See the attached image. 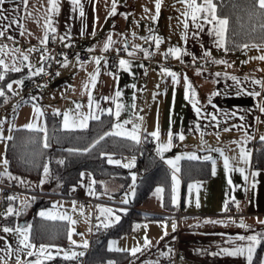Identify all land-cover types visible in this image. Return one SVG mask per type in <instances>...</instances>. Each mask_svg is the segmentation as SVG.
<instances>
[{
	"label": "crops",
	"instance_id": "0c3cea01",
	"mask_svg": "<svg viewBox=\"0 0 264 264\" xmlns=\"http://www.w3.org/2000/svg\"><path fill=\"white\" fill-rule=\"evenodd\" d=\"M58 3L59 12L54 13L52 16L53 26L57 28L58 36H65L67 33L69 36L66 39L76 40L80 49L88 51L89 48H93V51H88L90 60L87 62L79 60L80 63L78 64L76 57H68L67 66L61 67L63 59L58 66L59 75L46 90L39 94H24L16 99L14 92H20L26 82L42 74L29 77L28 65L32 66L31 70L33 72L41 65L45 70L46 61L42 62L40 60L42 53L39 52V49L43 46L40 40L45 32L44 24L47 17L48 0H28L27 11H25L21 0H6L0 6L5 9L4 15L10 19L13 17L19 19V23L23 25V28L17 24H10L5 30V35L0 37V48L3 49L0 52V59H4L9 68L15 62L20 71L13 72L9 70L6 72L16 73L20 77L8 83L22 80L23 86L17 89L16 85L13 84L12 91H8L6 88L7 102L3 97H0V121H3L0 124V132L2 131V135L7 137L16 129L34 131H40L41 128L45 129L44 116L48 113L55 115L53 113L54 108L60 110V114L56 116H59L63 130L74 131L88 128L91 122L98 120L89 119L88 126L85 128L64 129L62 126L63 113L65 110H72L70 115L79 122V119L75 116L76 112L83 114L90 112L88 95L82 89V85L88 81L89 74L99 68L97 82L95 87L92 88L94 101L98 103L93 105L91 111L100 116V119L103 116L110 117V133L115 131L112 128L114 123L122 124L124 129L130 130L132 123L124 124V121L139 123L141 125V138L145 137L153 140L148 134L156 128L157 123L161 132V142H166L169 127H171L173 133H184V140L181 141L178 138L173 140L171 149L164 152L163 160L158 155V160L169 174L165 184L169 191L170 200L168 205L165 206V186L164 182H160L151 189L139 206L135 208L131 206L134 196L129 197L128 204L120 203L124 194L130 190L132 173L135 174V177L137 174L133 171L134 160L133 167L128 168L131 177L129 185L123 186L114 177L96 181L90 173L91 179L95 183L91 184L89 188V172L82 171L85 175L67 193L59 192V188H55L53 191L50 190L49 193L55 195V197L44 198L43 201L46 205L43 207L33 208L32 197L25 194L20 196L14 203L8 202L5 206L6 210L9 203H12L14 208L20 209L22 207L21 201H26L28 207L19 216H9L2 227L5 224L12 228L17 226L26 227L30 225L33 217L64 222L67 229L65 240L58 237L59 241L57 240L58 242L54 243L35 242L32 240L30 233V239L36 245V248L32 249L33 252L37 251L40 244L55 245V247L48 249L53 254L52 258L42 259V264H46L53 259H64V251L71 250L77 253L83 251L86 253L91 237L96 230L114 227L120 222L122 215L130 210H135L146 216L148 215L149 218L134 222L127 232L118 237H110L105 243V249L108 252L125 253L130 256L129 264H145V262H158L160 264L162 259L171 257L175 252L182 255L185 260L199 263L247 264L244 257L213 256L209 253L216 252L218 246L231 247L230 244L226 245L224 243L229 237L258 233L264 228V224L258 222L264 220V168L258 166L254 161L255 150L261 144H264V141L260 139L261 135H264V113H261L258 107L260 102L264 101V92H261L259 97L247 94L253 90L261 91L258 85L251 83V78L264 81V61L253 59V57L264 54V47L258 50L250 45L246 49L241 48L234 52L225 51V48H217L215 46L216 36L214 34L209 35L208 32L212 25L207 23L203 25V30L200 31L199 36L193 37L195 29H191V23L189 22L190 30L187 33V41L181 40V33L184 31L182 22L185 19L182 13L185 11V6L179 0H161L159 14L155 21L150 19L152 15H156L155 0H116V12L113 15H109L113 0H80L84 12L82 17L79 10L73 9L70 0H58ZM28 13L31 15H28ZM201 23L203 22L201 21ZM4 24H9V20L0 21V29L3 28ZM81 30H83V35H81ZM22 31L23 35H21ZM133 33H135V36H133ZM109 34H111L114 43L110 45L109 50L101 52V47ZM149 34L162 37V43H160L158 49L154 41L141 39V37H146ZM51 35L49 33V38H51ZM9 37L12 39H9ZM146 43L149 44L150 52L154 53L151 55L154 61L168 60L170 62L172 65L170 69L178 76L175 85H173L171 77L165 76L160 70L147 69L143 61L145 59L144 53L140 49L133 48L134 45H139L141 48ZM121 46H125L128 52L135 51V55L130 57L126 52L125 57L119 56L117 49ZM170 47H179L186 50L187 55H182L180 59L173 58L171 55L165 58L161 54ZM15 49H19V52ZM205 50L211 53L210 57H202ZM21 54L27 55L28 60L21 62ZM44 55H50V52L46 51ZM94 57L107 59V66L104 65V59L101 60L100 65L95 64L93 62ZM120 58L130 61L129 72L118 68ZM213 59L230 62L231 67L225 64L213 63L211 62ZM242 61L247 62L242 63ZM174 67L178 70L174 71ZM197 69H201L199 74H197ZM216 73H220V75L216 76ZM224 73L237 76L242 84L237 86L234 81L226 78ZM185 76L190 81L191 89L197 93V99L200 101L202 108L207 113L217 115L218 124L211 121L203 113L200 119L196 118L191 101L185 99ZM245 76L250 79L245 80ZM133 84L136 86L135 88L131 87ZM238 87H243L245 91L238 95ZM117 88L122 92L121 97L107 101L102 99L105 96H114ZM82 91L84 94H82ZM213 91L220 93L211 97L212 104L216 105V109L208 103L209 95ZM134 93L135 109L131 107ZM153 93L157 94L155 99H153ZM30 97H35V99H30ZM77 103L82 106L80 109H76ZM116 103H121L124 106L118 117L115 115ZM33 104L40 106L44 113L43 116L37 118L34 115ZM100 109H111V112H101ZM225 112H236L237 115L225 119ZM241 115L244 116L243 121L239 119ZM137 116L142 117L143 120H138ZM5 123L13 125L11 132L5 129ZM28 123L35 124L36 128L29 129L25 127ZM241 124L243 125L242 129L232 127ZM197 125H199L200 131L195 130ZM224 128H228L229 131H223ZM201 132L203 133V143ZM216 132H219V138H217ZM245 132L250 137L246 143L243 141ZM112 136L131 141L124 137ZM234 141L240 142V145L238 146ZM5 147L6 140L0 139V172L5 170L3 164ZM240 147L250 153V160L246 164L239 163ZM209 148L222 149L224 155L229 157L230 160L235 156L236 160H231V164L234 167L245 168V175L248 177L247 182L238 171L234 170V167L228 173H225L223 159L217 151H211L210 155L212 160L216 162L214 175L212 161L182 158L178 162L180 171L177 176L180 184L177 190V204L173 205L171 203L172 170L165 163V160L174 159L177 155L185 153H194L200 157L202 153L210 152ZM120 161L123 165L133 161V157L121 158ZM252 171L257 172L255 177L251 176ZM11 175L18 179L10 180L7 176H0V185L23 191H45L44 188H37L35 182L27 178L15 174ZM184 175L190 178L184 180ZM21 180L24 183H20ZM229 180H231V184H229ZM253 181H255V186H253ZM189 184L193 185L192 189H189ZM158 186L164 189L159 196L155 194V189ZM90 191H95L96 195H90ZM233 197L236 201H239V208L233 202ZM79 198H92L101 201L98 205L112 208L120 216L119 221L107 228L98 226L97 216L99 212L97 207L95 212L92 204L83 208L78 200ZM197 200L199 201V207L196 206ZM226 200L227 207L225 206ZM73 202H75V209ZM225 207L226 210L222 211ZM122 208H126L127 212L119 211ZM81 209H83L82 212ZM41 211L51 212L56 216L67 215L75 223H70L69 220L41 217L39 215ZM178 214L180 217L177 220L174 216ZM228 217H232V220L237 222L243 218V222L249 226L248 229L245 230L239 227L238 223L227 221ZM205 219L225 220L227 222L223 225L211 224L204 223ZM173 221L176 223L175 231L172 227ZM197 223L200 226L194 227ZM70 228L74 230L72 240L77 242L75 245L70 244L68 239ZM145 235L150 241V246L147 248L141 247L140 252L134 255L130 254L128 250L143 245ZM0 237H2L0 239V258L6 264H16L17 256L20 257L21 264H27V262L37 259L36 255L28 256L25 251L19 253L15 251L19 245L13 233H4L0 230ZM84 240L88 241L86 249L82 247ZM5 241L12 249L9 255H6L4 251ZM110 241L114 242L112 250H109L108 247ZM115 249H121V251ZM169 249H171V252L168 256H161V253L169 252ZM257 249L258 245L253 254V259ZM261 260H264V249L259 257L260 264Z\"/></svg>",
	"mask_w": 264,
	"mask_h": 264
},
{
	"label": "snow or ice",
	"instance_id": "6c2138e0",
	"mask_svg": "<svg viewBox=\"0 0 264 264\" xmlns=\"http://www.w3.org/2000/svg\"><path fill=\"white\" fill-rule=\"evenodd\" d=\"M6 2V0H0V6H2L4 3ZM71 5L73 6L74 10H79L80 16L82 17L84 15L83 12V7L80 3V0H70ZM179 2H181L184 6H185V11L182 13V15L185 17L183 23V29L184 31L181 33V40L183 41H187V33L190 30L189 27V22L191 23V29H195V31H193V37L199 36L200 31L203 30V25L205 23L212 25V27H210L208 29L209 35H215L216 36V41H215V46L217 48H225V51H227V48L225 47V34L227 32L228 29V25H229V20L227 17H221L220 15H218L217 13V5L213 2V0H179ZM21 3L24 5L25 7V11H27V5H28V0H21ZM160 6H161V0H155V8H156V15H152L150 17V19L152 21H155L157 19V16L159 14V10H160ZM145 11H147V9H145ZM5 9H3V7H0V21L3 20H9V24H4L3 28L0 29V37H3L5 35V30L9 27L10 24H17L19 27L23 28V25H21L19 23V19L13 17V18H9L6 17L4 15ZM47 12V17H46V21L44 24V36L43 38L40 40V43L42 45L45 46V51H47V41L49 39V33H51V39L53 41H56L57 39H59L61 42H63L68 36L69 34L66 33L65 36H58L57 34V28L53 26V20H52V16L54 13H58L59 12V3L58 0H48V6L46 9ZM116 12V0H113L112 3V9L109 12V15H113ZM28 15H31L30 13H28ZM250 15H255L259 20H260V25L259 27L261 28L262 31H264V0H252V11L250 13ZM201 21L203 23H201ZM253 30H255V25L253 26ZM95 33L93 32V35ZM21 35H23V31L21 32ZM81 35H83V30H81ZM133 36H135V33H133ZM9 39H12L11 37H9ZM141 39H145L146 41H154L157 49L159 48L160 43H162V37L160 36H153L152 34H149L146 37H141ZM114 43V41H112L111 39V34H109V36L106 38L105 42L103 43V46L101 47V52H105L107 50H109L110 45H112ZM68 44H64V47H68ZM254 47H256L258 50L262 47H264V41L261 42V44L253 45ZM240 47L246 49L248 47L247 44L241 45ZM134 49H140V51H142L144 53V57L145 58H149L151 55H153V52H149L148 49H143L140 48L139 45H134L133 46ZM35 50V49H32ZM128 55L134 56L135 55V51L132 52H128V49L125 48L124 49ZM3 49L0 48V52H2ZM15 51L19 52V49H15ZM89 52L93 51V48H89L88 49ZM119 51V50H117ZM63 55V53H62ZM161 55H163L165 58H167L169 55H171L173 58L176 59H180L182 55H187L186 50H182L179 47H170L166 52L162 53ZM211 53L207 50L203 51L202 53V57H210ZM15 60V57L13 58ZM21 62L23 61H27L28 60V56L21 54L20 56ZM49 59V55H44L42 54L40 57V60L42 62L47 61ZM77 63L79 64V56H77ZM104 59L103 57H94L93 58V62L97 65H100L101 60ZM195 59V58H194ZM253 59H258L261 61H264V54L258 56V57H253ZM211 62L216 63V64H227V61L224 60H217V59H213ZM247 61H242V63H246ZM68 64V60H67V56L65 55V59L64 61L61 63V67H66ZM104 65L105 67L107 66V59H104ZM229 67H231V65H227ZM29 72H28V76L31 77L33 75H37V74H41L44 73V68L41 65L40 67L36 68L35 72H33L31 70L32 66L29 64ZM130 61L120 58L118 60V68L122 69L125 72H129L130 71ZM20 71L19 67L16 66L15 62H13V64L11 65V68H9V65L5 62L4 59H0V81L5 79V72L6 71ZM197 74L200 73L201 69H197ZM160 72L162 74H164L165 76H170L173 85H175L177 83L178 80V76L177 73L173 72L170 68L167 67H161L160 68ZM109 75H113L112 73H108ZM56 75H59V72L56 73ZM99 75V68H96L94 70L93 73L89 74L88 77V81L85 82L82 85V89L84 91H86L87 95H88V104H89V108H90V112L88 114H83L80 112H76L75 116L79 119V122H77L76 119L73 118L72 115H70V113L72 112V110H65L63 113V128L64 129H72V128H85L88 126V120L89 119H94V120H99L100 116L95 115L91 109L93 107V105L95 103L94 98H93V93H92V88L95 87V84L97 82V78ZM216 76H219L220 73H216ZM224 76L228 79H231L232 81L235 82V84L237 86H240L242 84V81L240 80V78H238L235 75H229L228 73H224ZM245 80L250 79L249 77L245 76L244 78ZM251 83L253 85H258L261 89V91H255L253 90L250 93H247L248 95H251L253 97H259L261 96V92H264V81L262 80H257L254 78H251ZM13 84L16 85L17 89L21 88L23 86V81L22 80H15L12 81L10 83H7L5 85V87L7 88L8 91H12L13 90ZM184 85H185V99L190 100L191 104H192V109L193 112L196 115L197 119H200L202 116V113L204 115H206L207 117L210 118L211 121L217 122V124L219 123L217 120V115L213 114V113H207L202 106L200 105V101L197 99V93L195 92V90L191 89V85H190V81L188 80L187 76L184 77ZM40 87H46L47 85H39ZM132 88H135L136 86L133 84L131 85ZM157 87H159V85H157ZM245 91V89L243 87H238V91L237 94L239 95L241 92ZM14 95L18 94V93H13ZM82 94H84V92L82 91ZM220 93L213 91L210 93L209 95V99H208V103L212 104V100L211 97L216 96ZM122 92L117 88V90L114 93V96L112 97H102V99L104 100H116V98L121 97ZM156 93H153V99H155L156 97ZM0 97H3L5 102H7V95L4 91L3 88H0ZM30 99H35V97H30ZM82 106L77 103L76 104V109H80ZM124 106L121 103H116V112L115 115L118 117L120 114V110L123 108ZM131 107L133 109H135V93L133 94V103L131 105ZM212 107L214 109H216V105L212 104ZM259 107V111L261 113H264V101H261L260 104L258 105ZM101 112L104 111H108L111 112V109H100ZM217 111H219L217 109ZM33 113L34 115L39 118L41 116H43V111L41 110L40 106L33 104ZM53 113L55 115H59L60 114V110L54 108L53 109ZM237 115L236 112H232V113H228L225 112L224 113V117L225 119L231 117H235ZM137 119L142 121L143 118L137 116ZM239 119L241 121L244 120V116H240ZM3 121H0V124H2ZM124 124L127 123H132V127L130 130L124 129L122 124L119 123H114L112 125V128L115 131L110 132H105L103 134V136L99 137V139H103L105 136L108 135H116V136H120V137H124L127 138L137 144H139L141 142V125L139 123H133L131 121H124ZM170 125H171V120H170ZM9 132L12 131L13 125L9 124ZM25 127L29 128V129H33L36 128V125L33 123H28L27 125H25ZM232 127H237V128H243V125H233ZM40 131H45V129L41 128L39 129ZM196 131H200L199 125H197ZM191 131V129H190ZM223 131L227 132L229 131L228 128H224ZM148 135H150L154 142L156 143V153L157 155L160 156V158L163 160L164 159V152L171 149L172 144H173V140L175 138H178L179 140H184V133L183 132H179V133H173L171 130V127H169V130L167 132V140L166 142H161L160 141V136H161V132L159 129V124L157 123L156 128L149 133ZM216 136L217 138H219V132H216ZM201 137H202V143H203V133L201 132ZM0 139H4V140H10L12 139L11 135L4 137L2 135V132H0ZM250 139V137L247 135V133L245 132L243 134V141L246 143L247 140ZM261 141H264V135H261L260 137ZM96 143H98L97 140H94L93 143L91 145L88 146V148H84V149H69V151H83V152H88L89 148L93 147ZM234 143H237V145H240V142L238 141H234ZM45 147H48L47 144V140L45 139ZM209 151H217L220 154V157L223 159V166H224V171L225 173H228L230 171L231 168H233L234 166L231 164V160H236V157H232L231 160L229 157L224 155V152L222 149H211L209 148ZM103 155V154H102ZM182 158H187L190 160H195V159H203V160H210L212 161V165H213V175L215 174V165L216 162L215 160H212L211 156H206V157H198L196 156L194 153H185V154H180L177 155L174 159H168L165 160V163L171 168L172 170V175H171V180H172V196H171V203L173 205L177 204V190L180 184V180L177 176V173H179L180 168H179V164L178 162L182 159ZM250 160V153L245 150L243 147H240V152H239V163L240 164H246L248 163ZM57 163L59 164H63L64 161L63 160H59L57 161ZM108 163L109 164H116V165H120L122 162L120 160H113L110 156L108 158ZM3 164L5 166V170L3 172H0V176H7L10 180L11 179H18L17 177H13L11 175V173H9L7 171V165H8V161L7 159L3 160ZM134 165V158L133 161H129L127 163L123 164V167L125 168H131ZM235 171H238L245 179V181L247 182L248 177L245 175V168L244 167H234ZM50 174V169H49V165L46 163L43 166V175L39 181L40 184H44L45 180L48 178ZM81 177H83L85 175V173H81L80 174ZM257 175V172L252 171L251 172V176L255 177ZM89 177V188L91 187V184H94L95 181L91 179V174H88ZM20 183H24V181H19ZM229 184H231V180H229ZM135 185H136V177L135 174L132 173V184L129 185V191L126 192L122 198V200L120 201V203L122 204H128L129 203V197L130 196H134L135 195ZM253 186H255V181H253ZM189 189L193 188L192 184H189ZM235 187V186H234ZM107 191V189H105ZM164 191V189L162 187H157L155 189V194H157L159 196V194H161ZM245 191H247V189H245ZM90 195H96L95 191H90L89 192ZM7 199L11 202L16 200L17 198L14 196H8ZM233 202L237 205V208H239V201L235 200V197L232 198ZM22 207L20 209H16L13 207L12 203H9L7 210L2 213V215L5 217V219H7V217L15 215V216H19L21 214V212L28 207V203L26 201H21ZM197 207H199V201L197 200ZM225 206L227 207V200L225 201ZM73 207L75 209V202H73ZM97 210L99 212V215L97 216V220L99 221V225L98 226H103L104 228H107L109 226H111L112 224L116 223L119 221L120 216L116 214V212L109 207H103L100 205H97ZM222 209L223 210H226ZM83 211V209H81V212ZM119 211H123V212H127L126 208H122L119 209ZM39 215L41 217H45V218H50V219H61V220H69L70 223H75V221H72L71 218L67 215H60V216H56L53 215L51 212H47V211H41L39 213ZM101 217H103V219H101ZM227 221H231L232 223H238V226L241 228H244L245 230L248 229V225H246L243 222V218H241L238 222L232 220V217H228ZM227 221L225 220H211V219H205L204 223H211V224H225ZM261 224H264V220H260L258 221ZM199 223H197L196 225H194V227H199ZM173 231H175L176 228V223L175 221H173ZM166 228V225H165ZM145 229H146V225H145ZM4 233H13L16 237L17 243L19 245V247H17L15 249V251L17 253L21 252V251H25L27 253L28 256H33L36 255L37 259L31 262H27V264H42V259H51L52 258V253L50 251H48V249H50L51 247H55V245H45V244H40L39 248L37 249L36 252H33L32 249L36 248V245L34 243H32L31 239H30V233H31V225H27L26 227H20L17 226L15 228L9 227L7 224H5L2 229ZM73 229H69L68 230V239L70 244L75 245L77 242L72 240V234H73ZM167 233L165 232V235ZM82 235V234H81ZM0 239H2V237H0ZM261 241H264V232H260V233H254V234H250V235H238L235 237H229L227 240H225V244L228 245L230 244L231 247H219L218 246V250L216 252H211L209 253L210 255L213 256H217V255H227V256H231V257H244L246 259L247 264H252L253 261V254L255 252V249L257 247L258 244L261 243ZM238 242V243H237ZM113 245L114 242L110 241L109 242V250L113 249ZM148 246H150V241L148 240L147 236L145 235L144 239H143V245L142 246H136L133 247L130 251V254H135L137 252L141 251V247L147 248ZM82 247L83 248H87L88 247V241L84 240L82 242ZM117 251H121V249H115ZM5 254L9 255L12 252V249L10 248V246L7 244V241H5V248H4ZM171 252V249H169V252H163L161 253V256H168L169 253ZM83 256L84 252L80 251L79 253L75 252V251H64L63 252V257L66 260H71L77 256ZM0 264H6L5 261H3L2 258H0ZM16 264H21V260L20 257L17 256L16 258ZM109 264H112V262H109ZM145 264H158V262H145ZM261 264H264V260H261Z\"/></svg>",
	"mask_w": 264,
	"mask_h": 264
},
{
	"label": "trees",
	"instance_id": "16d2710c",
	"mask_svg": "<svg viewBox=\"0 0 264 264\" xmlns=\"http://www.w3.org/2000/svg\"><path fill=\"white\" fill-rule=\"evenodd\" d=\"M213 2L217 5L218 15L227 17L229 20L225 44L228 52L238 51L244 44L259 45L264 41V31L259 27L260 20L255 15H250L252 0H213ZM254 25L255 30H253ZM18 77L20 76L16 73L5 72V79L0 81V88H3L7 94L5 85ZM44 120L46 132L16 129L11 133L12 139L6 140L4 158L8 161L7 170L11 174L35 182L37 188H44L46 192L48 191L47 193L55 188H59V192L63 194L67 193L71 187L78 184L82 171L91 173L96 181L114 177L123 186H127L131 182L128 168L121 164H109L108 158L110 156L113 160H120L132 156L134 160L136 159L133 171L138 174L139 180L136 183L131 206L133 208L139 206L151 189L160 182H164V205H168L169 191L165 183L169 174L161 162L149 154L148 147H140L137 143L111 134L99 139L105 132H109L110 117L103 116L100 120L91 122L88 128L74 131L63 130L59 116L48 113L44 116ZM45 139L48 147L44 146ZM94 140H97L98 143L89 148L88 152L69 151V149L88 148ZM59 160H63L64 163H57ZM254 161L258 166L264 168V144L255 150ZM46 163L49 165L50 174L45 183L40 184L43 166ZM188 178L190 177L184 175V180H188ZM32 199L33 208L46 205L42 197L36 196ZM8 202L10 201H6L5 206ZM147 218H149L148 215L130 210L122 215L120 222L114 227L96 230L85 253V264H107L109 262L129 264L130 256L125 253L108 252L105 249V243L110 237H118L127 232L134 222ZM30 225L31 238L35 242L54 243L59 241L58 237L66 239L67 229L64 222L33 217ZM260 232H264V228L258 231V233ZM263 249L264 241H261L252 264H260L259 257ZM46 264L76 263L73 260L53 259Z\"/></svg>",
	"mask_w": 264,
	"mask_h": 264
},
{
	"label": "built area",
	"instance_id": "2783aa9c",
	"mask_svg": "<svg viewBox=\"0 0 264 264\" xmlns=\"http://www.w3.org/2000/svg\"><path fill=\"white\" fill-rule=\"evenodd\" d=\"M64 44H68V47H64ZM126 47L121 46L117 50V53L121 57H125L126 51L124 50ZM143 49H148L150 52L149 44H143L141 46ZM47 51L50 52L49 59L46 61L45 65V71L41 75L29 80L26 82V84L21 88L20 92L16 94V99H19L24 94H39L46 90L57 78L56 73L58 72V66L60 62L65 59V55L68 57H76L79 56V60L82 62H87L90 60L89 52L86 50H82L77 46V41L74 39H66L63 42H61L59 39L56 41H53L51 38L47 41ZM39 52L44 54L45 46L43 45L40 47ZM63 53V55H62ZM147 66L148 70H160L161 67H167L171 68L172 65L168 60H163L161 62L154 61L151 56L149 58H145L143 60ZM230 62H227L225 65H230ZM178 69L174 67V71H177ZM46 84V87H40L39 85ZM140 147H148L149 148V154L156 159H158V155L156 153V144L152 139H148L145 137L141 138V142L138 144ZM211 152L202 153L200 157H206L210 156ZM139 180L138 174H136V183ZM28 195L30 197H42V198H51L55 197V195L43 191H23L14 187H7V186H1L0 185V228L6 221L5 217L2 215L6 211L5 209V203L6 201H9L7 199L8 196H14L17 199L14 201H17L20 196L22 195ZM57 196V195H56ZM63 197V196H62ZM74 198V197H73ZM76 199V198H75ZM81 203V206L83 208H86L89 204H92L93 210L95 212L96 206L101 203V201L97 199H89V198H79L78 199ZM175 219H179L180 215H175ZM8 218V217H7ZM85 254L83 256H77L73 258V261L76 264H85ZM160 264H205V263H199L196 261L191 260H185V258L180 255L178 252H175L171 257L162 259L160 261Z\"/></svg>",
	"mask_w": 264,
	"mask_h": 264
},
{
	"label": "rangeland",
	"instance_id": "374dc122",
	"mask_svg": "<svg viewBox=\"0 0 264 264\" xmlns=\"http://www.w3.org/2000/svg\"><path fill=\"white\" fill-rule=\"evenodd\" d=\"M8 123H5V129L9 132V127H8ZM2 132V131H1ZM85 253V252H84Z\"/></svg>",
	"mask_w": 264,
	"mask_h": 264
},
{
	"label": "bare ground",
	"instance_id": "6f19581e",
	"mask_svg": "<svg viewBox=\"0 0 264 264\" xmlns=\"http://www.w3.org/2000/svg\"><path fill=\"white\" fill-rule=\"evenodd\" d=\"M129 158V157H128ZM136 160V159H135Z\"/></svg>",
	"mask_w": 264,
	"mask_h": 264
}]
</instances>
